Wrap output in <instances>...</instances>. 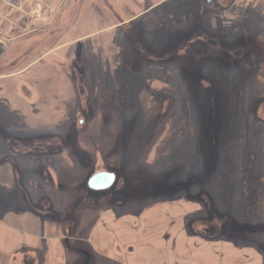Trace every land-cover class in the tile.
I'll return each instance as SVG.
<instances>
[{"label":"rangeland","instance_id":"374dc122","mask_svg":"<svg viewBox=\"0 0 264 264\" xmlns=\"http://www.w3.org/2000/svg\"><path fill=\"white\" fill-rule=\"evenodd\" d=\"M31 1L42 12L48 9L47 1ZM79 1L76 17L72 5ZM64 11L51 33L33 34L0 50V74L23 67L42 51H54L45 61L47 70L41 72L37 63L23 75L0 78V149L9 154L4 145L11 140L9 132L20 129L8 125L20 111L11 102L12 89L27 80L34 94L43 96L27 98L22 106L27 110V138L22 136L27 153L38 155L48 148L44 144L62 143L51 132L63 131L67 123L79 127L71 143L76 151L66 145L63 155L44 152L57 156L47 169V179L55 180L40 177L38 194L58 201L65 197L64 188L82 203L93 197L86 191L88 177L113 170L119 178L104 194L110 204L135 210L136 216L143 207L160 210L162 217L170 209L181 215L196 210L193 223L207 236L208 264L215 256L218 264H264V5L251 0H72ZM140 23L151 25L142 38L148 48L133 32ZM198 26L207 35L204 41L218 40L227 49L216 50L221 56L201 59L198 70L182 55L170 60L156 55L151 62L150 54ZM26 46V55L7 67L9 55ZM184 51L180 47L176 53ZM78 57L85 75L72 69ZM39 73L50 84L34 86L40 85L33 77ZM79 152L91 159L82 160ZM67 153L72 168L65 166ZM8 186L3 185L5 202L11 201ZM84 217L77 233L91 237L99 215L93 219L90 211ZM97 235L103 238V230ZM89 251L85 246L69 251L67 264L77 257L78 264H119Z\"/></svg>","mask_w":264,"mask_h":264},{"label":"crops","instance_id":"0c3cea01","mask_svg":"<svg viewBox=\"0 0 264 264\" xmlns=\"http://www.w3.org/2000/svg\"><path fill=\"white\" fill-rule=\"evenodd\" d=\"M46 1L49 3L48 9L42 12L39 7L34 8L31 0H25V4L23 0H19L17 5L0 0V4L5 3V6L0 8V50L6 52L13 45L20 44L18 42L25 41L28 36L44 32L51 33L56 29L62 21L64 10L71 5L72 0H35L34 3L44 4ZM82 4L83 2L79 1L72 5L77 9L76 17L80 14ZM141 12L143 11L139 13ZM127 20L128 18L120 23ZM64 45L67 44L57 45V47ZM51 50L42 51L21 68H15L13 65L19 58L26 55L27 46L22 53L13 57L9 55L8 62L11 65L7 67L11 66L14 69L11 73L0 74V78L23 75L37 63H40L41 72L47 70L45 61L54 53V51L51 53ZM33 77L40 84L34 83V86L42 87L45 83L50 84L49 78H44V74H34ZM31 85L32 83L27 84V80L18 81L17 86L14 84L12 89L14 99L11 102L15 105L18 103L20 111L18 115H15L17 112L13 113L16 121L8 125L20 129L9 132V140H11L4 145L10 153L6 154L0 149V219H2L0 220V264H40L42 258L47 260V264H67L66 254L69 251L79 252L84 246L90 250V253L105 255L106 258L119 264H208L206 252L209 250L204 246L208 243L207 236L197 231L193 223V220H197V217H194L195 214L197 215L196 210L187 211L181 215L182 213L180 214L177 210L170 209V213L168 211V214L162 217L157 215L160 210L143 207V212L136 216L135 210L125 208L122 210L120 204L104 203L102 200L95 203L93 198L80 203L79 196L68 193V190L64 188L60 191L65 194V197L58 201L54 197L50 200L43 194H38L40 191L38 183L43 181L40 177H44V181L47 182L55 180L47 179V169L49 166L52 167L48 161L55 163L57 156L54 158V154L61 152L58 156L63 155L62 152L65 149L61 148L62 143L59 142L52 146L44 144L43 146L48 148L37 153L38 155L27 153V139H25L27 123H23L27 119V110H22V106L26 107L27 98L30 100L43 97L40 96V92L34 94ZM27 94H30V97H27ZM47 134L50 135V133ZM51 134H57L55 136L60 138L59 134H63V131L51 132ZM24 135L25 138L22 137ZM39 149L44 148L39 147ZM45 151L55 153L46 154ZM65 157L66 165L63 163L62 166L72 168L73 157H69V153ZM5 183L10 185L9 189H12L8 194L11 199L9 202L3 201L2 191ZM77 203L78 206H76ZM88 209L92 212L93 219L95 214L99 215L91 237L78 235L80 229L77 226L86 220L84 214H89ZM205 209L207 206L200 207L197 211L203 215ZM99 230H103V238L97 235ZM247 251L256 253L253 247L251 249L249 247ZM257 254L263 257L260 251ZM219 260L220 258L215 256V260L210 264H218ZM78 262L79 257L75 258L71 264H78ZM239 262L244 263V261Z\"/></svg>","mask_w":264,"mask_h":264},{"label":"flooded vegetation","instance_id":"af4514ba","mask_svg":"<svg viewBox=\"0 0 264 264\" xmlns=\"http://www.w3.org/2000/svg\"><path fill=\"white\" fill-rule=\"evenodd\" d=\"M207 1L212 2L213 0H207ZM140 24H141V27L140 28L139 27L134 28L133 32L135 31V34L138 36L139 40L142 41L141 44H143V46H141V47L148 48V44L146 45L145 42L142 40V38L144 37V34H143L144 31L151 29L150 28L151 25H149L148 23H144V25L142 23H140ZM185 33L180 34L181 36L178 38L177 41H176V39L173 40L172 42L170 41L164 47L162 45L157 52L150 54V57H151L150 60H152L151 62H154V60L157 59V58L153 57L156 55H158V57H161L163 59L167 58V60H170L172 58H175L176 56L182 55L181 56L182 58H188L193 63V66L196 67V64L201 59L207 60L209 58H217V56H221L222 53H224V50H227V49H225V47L220 42H218V40H213L211 38L206 37V38H208V41H204L206 34L199 26L196 29H194V33H192V32H188L186 34ZM178 43H182V45L177 46ZM180 47L184 48L185 51L177 54L176 51ZM216 50H220L222 53H217ZM230 51L231 50H229L228 52L230 53ZM139 54H141V53H139ZM231 56L233 58H237L236 53H232ZM74 59L75 60L71 62L72 69L73 70H79L81 74L85 75V69L82 66V62H81L80 58L78 57V58H74ZM193 66H192V68H193ZM192 70H194V68ZM196 70H198L197 67H196ZM76 95H77L78 99L80 100L79 92H78V94L76 93ZM82 95H84V91H82ZM92 97H93V95H92ZM87 100H88L87 102L89 104V109H90L91 108L90 97L89 98L87 97ZM68 122H70V121H68ZM67 125H68V128H67V126L65 127V129L63 130L64 131L63 134H59V135H61L60 138L62 140L61 148L62 147L65 148L66 145H70L71 149L74 152L77 149H75L74 146L71 145V143H73V141L76 139V138H74L76 136V134H79L78 133L79 127L76 124H73V122L67 123ZM66 136H67V138H65ZM39 144L42 145L41 143H39ZM79 154H80L79 156L81 157V159L84 161H88L89 159H91V157L87 156L86 154H81L80 152H79ZM117 178H118V176H117ZM78 189H79V187H78ZM107 191L108 190H106V191H95L96 193H94V192L90 193L89 191H87V194L92 195L93 201L95 203H98L101 200L106 201L104 194L106 195L108 193ZM100 195H102L103 197ZM95 196H97V197H95ZM79 199H80V197H79Z\"/></svg>","mask_w":264,"mask_h":264},{"label":"water","instance_id":"95a60500","mask_svg":"<svg viewBox=\"0 0 264 264\" xmlns=\"http://www.w3.org/2000/svg\"><path fill=\"white\" fill-rule=\"evenodd\" d=\"M116 181V174L110 171L94 173L88 180V186L92 190H105L110 188Z\"/></svg>","mask_w":264,"mask_h":264},{"label":"trees","instance_id":"16d2710c","mask_svg":"<svg viewBox=\"0 0 264 264\" xmlns=\"http://www.w3.org/2000/svg\"><path fill=\"white\" fill-rule=\"evenodd\" d=\"M85 187H86V189H87L89 192H94V193H96L95 191H92V190H90V189L88 188L87 183H86ZM107 202H108V201H107ZM107 202H106V203H107ZM125 204H126V203H125Z\"/></svg>","mask_w":264,"mask_h":264},{"label":"built area","instance_id":"2783aa9c","mask_svg":"<svg viewBox=\"0 0 264 264\" xmlns=\"http://www.w3.org/2000/svg\"><path fill=\"white\" fill-rule=\"evenodd\" d=\"M264 1V0H263Z\"/></svg>","mask_w":264,"mask_h":264}]
</instances>
